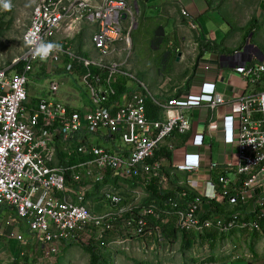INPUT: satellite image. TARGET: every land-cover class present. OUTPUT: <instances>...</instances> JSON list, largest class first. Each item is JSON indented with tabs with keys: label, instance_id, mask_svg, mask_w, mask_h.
<instances>
[{
	"label": "built area",
	"instance_id": "built-area-1",
	"mask_svg": "<svg viewBox=\"0 0 264 264\" xmlns=\"http://www.w3.org/2000/svg\"><path fill=\"white\" fill-rule=\"evenodd\" d=\"M181 13L192 45L199 47L197 18ZM84 28L89 46L75 52L73 41ZM133 28V7L126 0L35 2L22 38L25 51L0 69V264H59L67 247L88 244L102 252L120 247L122 253L152 255L141 264H170L165 226L172 218L178 231L195 235L190 255L198 264H209L215 244L209 233L229 242L234 233L264 237V61L235 68L251 91L238 100L234 160L175 163L179 136L186 137L184 148L203 146L202 120L191 118L193 109L216 112L227 103L219 93L199 106L190 103L189 92L184 105L180 96H153L130 62ZM26 37L56 47L40 59ZM172 49L192 54L187 42ZM42 73L50 79L48 89L31 98L29 77ZM57 74L67 81L53 79ZM76 77L88 91V104L75 89V106L59 99ZM148 98L159 118L148 116ZM151 185L160 197L138 202L133 186ZM126 192L136 201L129 203ZM119 225L122 233L109 242Z\"/></svg>",
	"mask_w": 264,
	"mask_h": 264
},
{
	"label": "crops",
	"instance_id": "crops-1",
	"mask_svg": "<svg viewBox=\"0 0 264 264\" xmlns=\"http://www.w3.org/2000/svg\"><path fill=\"white\" fill-rule=\"evenodd\" d=\"M160 7V16L154 22H150V27L143 26V33L137 35L136 39L133 38V34L138 30L139 23L133 28L132 49L135 52L131 62H133L134 71L135 68L138 69L144 80L141 81L150 88V93L153 96L163 95L166 98L180 96L182 97L180 102L184 105L187 97L185 92H189L190 103L199 106V103L204 105L215 93H219L224 96L227 103L225 106L218 107L216 112H211L206 108L201 109V107L193 109L191 118L198 119L200 117L202 120L198 141L203 146L184 148L183 143L186 137L179 136L177 138L179 148L174 154V161L175 163L182 161L201 163L203 166L211 162L223 164L226 161H233L236 156V141L239 133L238 100L243 94L251 91L246 81L236 74L235 68L248 62L264 61V0L261 1L260 7L262 15L258 18L261 24L259 31L253 39L249 37L250 39H247L243 47L234 50H230L228 44L222 42L223 40L220 43L217 41L213 32L214 27H212L215 25L214 20L206 0H162ZM184 9L197 18L200 31L199 47L191 43L192 34H189L187 20L181 13ZM137 11L141 14L140 9ZM146 11L147 8L142 10L143 16L141 17L145 19L143 21H148L150 18L146 16ZM170 20H174L173 31L166 35L165 28ZM149 29L152 34L148 32ZM155 29L156 31H154ZM159 29L162 30V33L159 32L160 34L157 33L160 31ZM168 37L171 39L167 40ZM184 42L190 45L192 54L184 53L179 60V54H177L176 58L172 59L168 52L173 53L172 48L178 47ZM251 46H256L257 50ZM245 47L247 49L244 53L242 52L241 57H234L236 50L242 51ZM207 64L212 69L210 72L204 73L205 71L201 67ZM257 89L262 90V88ZM214 148L218 149L217 162L214 161ZM231 177L233 178L232 175ZM178 178L186 179V176L178 173ZM133 189L145 200L147 198H149L148 201L151 200L152 195L146 188L133 186ZM126 193L125 195L133 196L132 193ZM231 209L236 210L237 208L231 207ZM168 225L176 229V218H172ZM119 229L118 233L109 236V242L117 239L118 234L122 233V225H119ZM189 234L191 237L192 235L193 238L195 237L193 233ZM208 237L215 241L212 255L207 260L209 264H264V237L260 234L234 233L229 239L230 242L216 233H209ZM168 239L171 242L170 248L173 255L166 258V261L170 264H198L197 260L191 257L192 245L190 248L187 247L183 234L178 232L176 238ZM245 239L248 240L250 247L245 244ZM77 246L71 245L65 251L73 250ZM132 246L137 247V244L133 243ZM232 246H236V250L229 253L223 251ZM102 254L111 264H141L152 259L151 254L144 252L131 250L129 254L122 253L120 247L104 250Z\"/></svg>",
	"mask_w": 264,
	"mask_h": 264
},
{
	"label": "rangeland",
	"instance_id": "rangeland-1",
	"mask_svg": "<svg viewBox=\"0 0 264 264\" xmlns=\"http://www.w3.org/2000/svg\"><path fill=\"white\" fill-rule=\"evenodd\" d=\"M36 1L37 0H18L12 4L11 10L8 11L0 8V69L9 67L12 62L18 59L25 51L22 38L29 25V18ZM126 1L133 7L134 27L139 23L138 30L134 31V29H132L131 32V38L134 31L133 38L136 39L137 35L143 33V26L150 27V22H154V20L160 16L162 0ZM261 1L262 0H212L209 12L214 20V24L217 26L216 28L215 25H212V27H214L213 32L217 41L220 43L223 40L222 42L228 44L230 50H234L243 47L247 39H250L249 37L253 39L254 35L261 27L258 20L259 16L261 17L262 15V12H260ZM145 8H147L146 16L152 18H149L148 21H143L145 19L141 17L143 16L142 10ZM138 9H140L141 14L137 11ZM203 22L205 23V19ZM152 25L155 24L152 23ZM173 27L174 20H170V23L166 25L165 28L166 35L173 31ZM159 30V32L162 33V30ZM154 31H156V29ZM148 32L152 34L150 29ZM89 34L90 31L88 28H84L82 33L73 41V49L75 52H82L85 47L89 46ZM169 39L171 38L168 37L167 40ZM139 50L141 51V49ZM134 52L135 50L133 53ZM135 74L140 80H143L136 68ZM52 78L58 81H67L66 76L62 74H57L52 76ZM29 80V95L31 98H36L39 95L46 93L50 79H42L34 75L30 76ZM172 82L174 83L175 80L173 79ZM74 89L77 90V93L83 98V103L88 104V91L77 77L69 79L68 86L60 93L59 99L75 106L76 103L71 97V91ZM214 161H218L217 148H214ZM122 192L123 191H121V193ZM125 197L129 203L136 201L135 197L128 195H125ZM138 199V202L145 203L142 195H140ZM102 205L108 206L109 204L105 200ZM245 244L250 247L247 239H245ZM73 250L74 252L72 253ZM73 250L69 249L68 251H65L59 264H90V255L82 246L78 245L77 247H74Z\"/></svg>",
	"mask_w": 264,
	"mask_h": 264
},
{
	"label": "trees",
	"instance_id": "trees-1",
	"mask_svg": "<svg viewBox=\"0 0 264 264\" xmlns=\"http://www.w3.org/2000/svg\"><path fill=\"white\" fill-rule=\"evenodd\" d=\"M206 1L208 3L209 7H211L212 0H206ZM208 47H209V45L207 46V48ZM168 54L171 55L172 59H175L176 55H177L175 50L173 51V53L168 52ZM21 68H22V66H18L17 70H20ZM37 77L42 78V79H45V78L47 79V76L45 75V73L44 74L42 73L41 75H38ZM120 88L121 87H119V89ZM147 114L150 118H159L160 117V111L158 110V108L153 106L150 98L147 99ZM168 157L170 158L171 156L169 155ZM146 189L148 190V192L151 193V195L153 197V198L151 197V199H155V198L157 199L160 197V194L158 193L156 186L151 185V186H148ZM170 226L171 225L165 226V234H166L167 238H176L177 233L179 232V233L183 234L184 241H186L188 248H190L191 245H193V243H192V240L194 239L193 235L191 237L189 233L180 232L177 229H174L173 227H170ZM171 229H172V231H171ZM83 248L90 255V264H111L107 259L104 258L102 251H100L98 249V246L93 245V244H88V245L83 246Z\"/></svg>",
	"mask_w": 264,
	"mask_h": 264
},
{
	"label": "clouds",
	"instance_id": "clouds-1",
	"mask_svg": "<svg viewBox=\"0 0 264 264\" xmlns=\"http://www.w3.org/2000/svg\"><path fill=\"white\" fill-rule=\"evenodd\" d=\"M0 7L6 11L11 10L12 5L10 0H0ZM25 44L30 47V50L33 52L34 56L40 59H46L56 47L52 43H46L42 41L37 42L35 37H26ZM261 104L264 106V98L261 99Z\"/></svg>",
	"mask_w": 264,
	"mask_h": 264
},
{
	"label": "water",
	"instance_id": "water-1",
	"mask_svg": "<svg viewBox=\"0 0 264 264\" xmlns=\"http://www.w3.org/2000/svg\"><path fill=\"white\" fill-rule=\"evenodd\" d=\"M122 18L125 19L126 15H123ZM180 56H181V54L178 55V60H179Z\"/></svg>",
	"mask_w": 264,
	"mask_h": 264
},
{
	"label": "flooded vegetation",
	"instance_id": "flooded-vegetation-1",
	"mask_svg": "<svg viewBox=\"0 0 264 264\" xmlns=\"http://www.w3.org/2000/svg\"><path fill=\"white\" fill-rule=\"evenodd\" d=\"M157 33L159 34V31Z\"/></svg>",
	"mask_w": 264,
	"mask_h": 264
}]
</instances>
